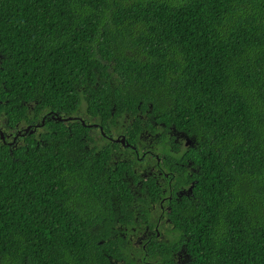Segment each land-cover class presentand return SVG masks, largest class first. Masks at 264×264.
I'll return each mask as SVG.
<instances>
[{"label":"trees","instance_id":"1","mask_svg":"<svg viewBox=\"0 0 264 264\" xmlns=\"http://www.w3.org/2000/svg\"><path fill=\"white\" fill-rule=\"evenodd\" d=\"M79 95L104 120L152 104L199 142L163 264L182 244L190 264H264V0H0V264H98L88 225L130 213L122 170L69 121Z\"/></svg>","mask_w":264,"mask_h":264},{"label":"flooded vegetation","instance_id":"2","mask_svg":"<svg viewBox=\"0 0 264 264\" xmlns=\"http://www.w3.org/2000/svg\"><path fill=\"white\" fill-rule=\"evenodd\" d=\"M79 96L81 113L69 117V121L80 122L87 129L85 148L99 146L106 153L110 166L122 170V181L134 195L132 205L113 204L114 209L124 207L130 212L123 214L124 218L87 223L90 224L89 233L97 239L94 260H98V264H163L160 245L179 235L174 222L169 219L173 201L191 196L196 185L194 176L198 170L193 161L186 159L185 153L196 149L199 142L175 125L158 122L152 104L144 109L139 106L136 115L128 108L119 112L114 107L104 120L90 112L85 102L87 95ZM28 108L34 112L33 106L28 104ZM45 119L42 124L16 125L11 132L4 133L7 143H19L29 133L38 135ZM0 121H3L0 130L4 132L6 126L1 116ZM185 169L192 179L189 184L182 177ZM123 215L119 213V218ZM169 259L171 264H190L192 258L182 244Z\"/></svg>","mask_w":264,"mask_h":264},{"label":"water","instance_id":"3","mask_svg":"<svg viewBox=\"0 0 264 264\" xmlns=\"http://www.w3.org/2000/svg\"><path fill=\"white\" fill-rule=\"evenodd\" d=\"M1 137L4 138V135L1 133Z\"/></svg>","mask_w":264,"mask_h":264},{"label":"rangeland","instance_id":"4","mask_svg":"<svg viewBox=\"0 0 264 264\" xmlns=\"http://www.w3.org/2000/svg\"><path fill=\"white\" fill-rule=\"evenodd\" d=\"M3 121H0V125H2Z\"/></svg>","mask_w":264,"mask_h":264}]
</instances>
